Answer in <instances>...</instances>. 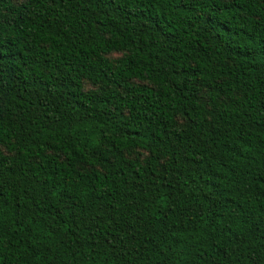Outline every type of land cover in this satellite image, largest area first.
<instances>
[{"label":"trees","instance_id":"obj_1","mask_svg":"<svg viewBox=\"0 0 264 264\" xmlns=\"http://www.w3.org/2000/svg\"><path fill=\"white\" fill-rule=\"evenodd\" d=\"M0 264H264V0H0Z\"/></svg>","mask_w":264,"mask_h":264}]
</instances>
